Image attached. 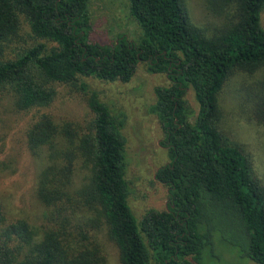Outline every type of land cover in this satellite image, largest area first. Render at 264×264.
<instances>
[{"label": "trees", "instance_id": "obj_1", "mask_svg": "<svg viewBox=\"0 0 264 264\" xmlns=\"http://www.w3.org/2000/svg\"><path fill=\"white\" fill-rule=\"evenodd\" d=\"M211 2L234 14L206 36L191 23L183 0H129L140 37L119 35L101 45L90 41L88 0H0V87H10L17 109L38 111L26 144L45 160L35 187L42 221H10L0 207V264H106L96 235L89 234L97 224L117 245L121 264H202L215 232L241 258L264 264V186L246 154L218 130L225 81L234 71L264 68V0ZM22 21L31 37L55 46L39 43L6 58ZM140 64L168 81L154 88L148 110L169 162L154 175L167 188L165 210H148L138 221L127 201L124 113L94 92L87 97V129L57 123L46 110L58 86L79 77L125 84ZM255 97V112L264 116V85ZM78 165L88 174L77 188Z\"/></svg>", "mask_w": 264, "mask_h": 264}, {"label": "rangeland", "instance_id": "obj_2", "mask_svg": "<svg viewBox=\"0 0 264 264\" xmlns=\"http://www.w3.org/2000/svg\"><path fill=\"white\" fill-rule=\"evenodd\" d=\"M92 24L90 41L111 45L119 35L136 41L141 29L129 13V0H88ZM191 23L211 36L232 19L234 9L215 6L211 0H183ZM264 28V11L261 13ZM43 43L47 48L55 46L29 34V27L22 21L20 34L6 49V58ZM84 84L86 91L80 86ZM163 74L149 73L140 64L130 82H101L79 77L74 84L56 87L57 95L46 110L57 123L91 126V114L87 107L89 92H94L114 112L125 115L122 134L126 140L128 186L127 201L139 221L148 210L163 211L167 205V188L155 180V172L169 162L167 150L160 145L163 134L156 117L149 112L154 103V88L166 86ZM264 85V68L256 72L234 71L218 94L220 111L218 130L232 145L240 148L251 163L254 175L264 186V116L256 114L255 92ZM190 108L197 112V104L191 91L186 93ZM10 87H0V207L8 220L25 219L39 223L45 216L35 197L37 175L45 160L33 155L26 144V133L38 111H22L16 108ZM41 111L40 113L46 112ZM193 121V117L190 119ZM88 172L75 170L74 187H79ZM89 234L96 235L106 264H121L117 245L106 235L104 227ZM212 247L202 252V264H255L241 258L238 250L226 244L218 232L212 237Z\"/></svg>", "mask_w": 264, "mask_h": 264}, {"label": "water", "instance_id": "obj_3", "mask_svg": "<svg viewBox=\"0 0 264 264\" xmlns=\"http://www.w3.org/2000/svg\"><path fill=\"white\" fill-rule=\"evenodd\" d=\"M155 177V176H154Z\"/></svg>", "mask_w": 264, "mask_h": 264}]
</instances>
